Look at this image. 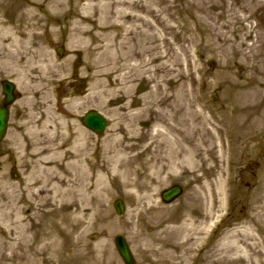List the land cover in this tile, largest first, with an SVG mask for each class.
<instances>
[{
  "label": "rangeland",
  "instance_id": "obj_1",
  "mask_svg": "<svg viewBox=\"0 0 264 264\" xmlns=\"http://www.w3.org/2000/svg\"><path fill=\"white\" fill-rule=\"evenodd\" d=\"M28 1L5 0L6 9L1 14L2 20L13 22L17 13L29 6L26 5ZM65 1L69 3V8L76 9L77 15L69 8L54 14L50 13L47 11V3L37 9L42 22L40 29L37 30L39 40L35 46L44 45L58 63L69 64L68 69L65 70L68 71L66 75L71 77V84L66 85L62 82L53 84L52 88L56 89L57 94H71V92L75 94L73 90L81 89L82 95L85 96L96 80L90 77L85 80L79 78L81 69H83L82 74L91 76L95 70L115 68L118 70L116 74L123 77V84L117 86L123 88V93L113 101L123 105V114L143 110L150 123L156 118L160 122V115L154 110L162 108L167 118L174 119L172 121L168 119L166 123L178 125L179 121L175 120L182 113L175 110L174 105L176 106L178 102L174 104V97L179 96V99L184 100L183 91L188 88L191 93L190 101L204 108L214 125V111L219 112L226 105L222 101V80L217 79L221 56L224 59L230 58L232 78L244 84L241 89L243 103L242 107L240 106L241 110L238 107L239 112L232 108L228 110L230 116L238 119L241 117L243 120L240 123L241 127L236 131H227L226 127H221L218 123L222 129L220 136L217 137L189 131L188 138H185L184 135L175 133L183 147L187 146V151L193 154L192 159L197 164L195 169L189 168L178 176L171 173L170 165L167 166L162 176L165 184L158 185V194L154 196L158 208L156 212L151 213L146 207L138 206L134 202L130 203L124 189L122 192L113 188V194L108 202V212L109 220L117 222L118 228L111 233L109 240L102 234L104 227L101 222H84L83 224L87 225L86 230L82 233L78 232L77 240L73 242V238L66 233L72 223L60 222V213L46 215L42 222H53L55 233L68 234L73 244L66 246L64 240H60V245L55 242L52 248L47 247L49 250L46 251V264H48L49 252L52 257V249H55L53 254L56 253L51 261L53 264H117L113 259L115 251L113 239L117 234L126 236L138 256L142 254L152 256L153 254L146 252L143 243L149 242L147 239L149 234L154 238L161 234L150 232L146 223L152 218L156 221L152 222L153 224L163 222L165 217L182 219L183 214L180 216L177 214L186 206L193 212L201 207H204V211L205 208L209 211L208 208L211 207L214 215L210 217L209 212L207 220H213L217 209H221L219 193L216 192L220 179L224 187V215L226 216V212L235 206L232 219L237 221L236 226L251 225L256 242L264 241V0ZM82 15L94 21L97 29H93V24L82 21ZM79 28L84 30L82 38L86 44L77 46L74 38ZM87 31H93L97 37L110 40L109 43L114 51L113 59L103 58L99 54L103 52L101 49L93 50L102 44L103 39H92ZM98 40L102 42H97ZM206 42L213 44L215 48H206ZM224 46L234 48L230 56L224 52ZM59 47L64 49L61 55L56 52ZM120 54H123V57ZM97 57L98 69L94 70ZM87 61L91 62V68L86 65ZM10 70L0 66V77L11 78L17 83L21 105L14 104L9 125L12 130V133L9 130L11 137L0 146V153L8 152L6 158H0V222L2 223L8 222L7 213L11 203L7 190L9 180L10 178L20 180L12 151V145L17 139L14 137L16 135L12 134L18 132L22 138H29L31 134L26 136L25 133L32 125H40L45 117L41 91H34L26 81L22 83L20 75L11 68ZM176 73H180L179 83L176 85L169 83L168 80ZM73 86L76 89H73ZM164 94H171L173 98L163 106L161 97ZM28 98L29 100H26ZM98 98H94L93 103L90 101L91 98H88L86 107L80 114L82 116L87 111L95 109L107 118L110 126L115 119L112 110L118 104L112 102V105L108 106L101 103ZM32 114L35 118L31 116ZM182 126L179 125L178 128ZM108 128L104 133L94 135L102 137L107 133ZM150 129L151 125L148 124L145 128L146 136L138 141L139 147L146 145L152 139ZM158 141L160 138H157L154 147L161 153L164 150ZM212 144L216 145L213 151H211ZM151 150L140 155L137 163H141L145 156L152 157L157 154L155 150ZM136 152L133 151V154ZM257 164H260V167L257 168ZM175 183L184 187V195L177 203L168 207L160 202V193ZM207 183L212 186V194H208L212 204H209L205 192ZM3 187L6 189L4 190ZM118 198L122 199L127 207L124 216H118L113 207L114 200ZM40 210L37 199L32 211ZM29 215L31 214H26L27 217ZM27 222L33 224L39 221L30 217ZM59 225L62 227L59 228ZM49 230L50 227L45 228V232ZM6 235L0 226V264H25V256H13V251L2 243ZM191 235L193 234L189 230L187 249L184 252L179 250L177 253H185V257L192 256L190 261H194L202 243L199 242L201 239H195ZM94 236L96 240L93 241ZM102 236L104 238H99ZM105 240L109 241V245L104 242ZM169 241L172 242V238L169 237ZM32 242L33 238L29 237L27 244ZM195 245L199 246L194 247ZM263 247L259 245L258 248H249V251L254 254L260 252L259 254L264 256ZM66 250L69 251L66 253ZM18 253L21 254L22 250L18 249ZM232 254L231 251H223L222 258L218 261H222V264H255L254 260L249 263L245 260H237ZM213 255L216 257L215 254L208 255L205 264H217L216 259L213 258V262L211 261ZM196 261L202 262V259L199 257ZM34 263L37 264V261Z\"/></svg>",
  "mask_w": 264,
  "mask_h": 264
},
{
  "label": "bare ground",
  "instance_id": "obj_2",
  "mask_svg": "<svg viewBox=\"0 0 264 264\" xmlns=\"http://www.w3.org/2000/svg\"><path fill=\"white\" fill-rule=\"evenodd\" d=\"M45 3L48 6L47 11L53 14L69 8V3L65 0H29L26 4L29 6L20 10L13 22H9L2 20L1 14L5 12L6 2L0 0L2 64L16 71L20 75V81H26L31 89L36 92L41 91V102L45 113L41 124L32 125L25 133L26 136L31 134L29 138L24 139L19 133H13L17 139L13 145V151L21 178L19 182L14 179L9 180L8 195L11 203L7 213L8 222H0V226L7 234L2 243L13 251V256L20 257H23L29 239L31 228L27 220L30 217L42 222L46 215L60 213V222H74L71 226L74 232L86 230L82 227L84 222H101L110 229V232L116 229L117 225L109 220L108 212V202L113 194V188L122 192L125 190V196L130 203L134 202L138 206L146 207L151 210V213L156 212L158 208L154 196L158 194V185L165 184L162 176L167 166L170 165L171 173L178 176L189 168L195 169L197 164L192 159L193 154L187 151V146L183 147L175 133L184 135L185 138H188L189 131L217 137L221 134V127H226L227 131H236L241 127L240 123L243 120L241 117L239 120L237 117L230 116L228 110H236L237 107L241 110L243 104L241 89L244 84L232 78L230 58L224 59L221 56L217 79L222 80V101L226 105L221 111H214L216 118H214V125L204 108L190 101L191 93L188 88L183 91L184 100L179 99V96L174 97V104L178 102L176 106L174 105L175 110L182 113L175 120L179 121L178 125L166 123L168 119H171L170 121L174 119L167 118L162 108L154 110L160 115V122L156 118L150 123L143 110L123 114V105L113 101L121 96L120 93H123V88L117 87L123 84V77L116 74L118 70L115 68L96 71L99 64L98 57L94 62L95 72L91 76L82 74L83 69L79 71V78L85 80L90 77L96 80L85 96L82 95L81 89L73 90L75 94L72 92L57 94L52 85L57 82L70 85L71 77L66 75L68 71L65 69H68V63H58L44 45L35 46L39 40L37 30L40 29L42 22L37 9ZM69 9L76 13V9ZM81 18L82 21L93 24L94 30L97 29L94 21L88 16L82 15ZM78 31L74 38L75 44L85 45L86 41L82 38L84 30L79 28ZM88 34L92 39H103V42L97 41L102 44L93 48L94 51L101 49L103 52L99 54L103 58H114L109 39L97 37L93 31H89ZM104 41H107L106 44ZM206 45V48H215L209 42H206ZM224 47V52L230 56L234 48ZM120 55L123 57V54ZM86 65L90 68L92 66L88 61ZM189 76L191 77V74ZM179 78L180 73H176L168 82L176 85L180 81ZM97 97L101 103L108 106L112 105V102L115 105L118 104L112 110L114 123L102 137L94 135L81 123L80 112L86 107L87 99L91 98L90 101L93 103V99ZM162 98L164 106L173 96L164 94ZM228 100L229 103H227ZM31 116L35 118L33 114ZM148 124L151 125L152 139L146 145L139 147L138 141L140 142L146 136L145 128ZM179 125L183 126L178 128ZM157 138H160L158 143L164 150L161 153L154 147ZM215 147L216 145L212 144L211 151ZM151 149L157 154L152 157L145 156L138 164L140 155ZM133 151L137 152L133 154ZM222 183L220 179L216 189L219 193L221 209L224 203ZM211 187V184L207 183L205 192L209 204H212L208 195L212 194ZM37 199L41 210L32 211V206ZM208 210L207 214L210 212V217H213L212 208L209 207ZM26 214L31 215L27 217ZM217 214L220 215L221 211L217 210ZM163 220L153 224L152 222L156 221L152 218L146 223L149 230L161 234L156 238L149 234V242L158 248L164 246L171 252L185 249L188 242L187 232L192 227L190 219L185 216L182 219L165 217ZM212 222L215 220L213 219ZM49 227L51 230L43 233L46 239L51 240L46 244V248L53 246L56 241L55 227L51 221L45 223V228ZM253 231V227L249 224L229 230L220 240L222 251H231L232 256L237 260H245L248 263L254 260L255 264H264V256L260 255V252L254 254L249 251V248L264 246V241L256 242ZM169 237L172 238V242L169 241ZM18 249L22 250L21 254L18 253ZM262 252L264 253V247Z\"/></svg>",
  "mask_w": 264,
  "mask_h": 264
},
{
  "label": "water",
  "instance_id": "obj_3",
  "mask_svg": "<svg viewBox=\"0 0 264 264\" xmlns=\"http://www.w3.org/2000/svg\"><path fill=\"white\" fill-rule=\"evenodd\" d=\"M83 122L87 127L91 128L96 133L103 132L105 127L107 126L106 120L96 111H90L85 116ZM2 131H3L2 128H0V133H2ZM181 193H182V189L179 186H175L172 189L164 192L163 198L166 202H170L174 198L180 196ZM115 206L119 214H122L124 212V206L120 200L116 201ZM117 246L123 258L125 259L126 263L132 264V257L122 236L117 237Z\"/></svg>",
  "mask_w": 264,
  "mask_h": 264
},
{
  "label": "flooded vegetation",
  "instance_id": "obj_4",
  "mask_svg": "<svg viewBox=\"0 0 264 264\" xmlns=\"http://www.w3.org/2000/svg\"><path fill=\"white\" fill-rule=\"evenodd\" d=\"M0 66H1V68L6 67L4 64H0ZM6 80H12V79L7 78V77H3V76L0 77V109L6 110L8 112V116H9L8 128H9L10 127L9 125L11 123L12 113H13V110H12L13 106L19 100L20 96H19V93L15 90V92H13V94L15 95L16 101L11 105L5 106L6 96H5L4 90H3V83ZM6 137H7V134L5 136V139H6ZM3 142H0V146L3 144ZM195 213L199 215V211H196ZM36 244L37 243H34L33 249L36 248ZM37 254H38V252H37ZM113 259H115V262L117 264H123V260L119 257L118 253H115V256L113 257ZM159 259H160V257H149L148 255H142L140 257L138 256L137 258H135V264H172L170 261L162 260V259H161L162 261L159 262L158 261ZM183 261H185L184 257H181L178 259V263H180V264H185ZM37 264H45V260L43 259V260H41V262L37 261Z\"/></svg>",
  "mask_w": 264,
  "mask_h": 264
}]
</instances>
